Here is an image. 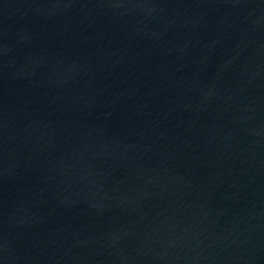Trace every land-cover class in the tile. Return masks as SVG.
<instances>
[{
    "label": "water",
    "instance_id": "95a60500",
    "mask_svg": "<svg viewBox=\"0 0 264 264\" xmlns=\"http://www.w3.org/2000/svg\"><path fill=\"white\" fill-rule=\"evenodd\" d=\"M0 264H264V0H0Z\"/></svg>",
    "mask_w": 264,
    "mask_h": 264
}]
</instances>
